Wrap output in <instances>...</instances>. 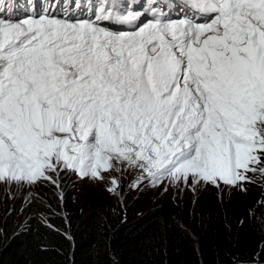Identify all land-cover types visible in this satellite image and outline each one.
I'll use <instances>...</instances> for the list:
<instances>
[{
	"label": "snow or ice",
	"instance_id": "6c2138e0",
	"mask_svg": "<svg viewBox=\"0 0 264 264\" xmlns=\"http://www.w3.org/2000/svg\"><path fill=\"white\" fill-rule=\"evenodd\" d=\"M16 7L0 0V183L62 200L65 175L114 197L125 175L177 197L264 181V0Z\"/></svg>",
	"mask_w": 264,
	"mask_h": 264
},
{
	"label": "trees",
	"instance_id": "16d2710c",
	"mask_svg": "<svg viewBox=\"0 0 264 264\" xmlns=\"http://www.w3.org/2000/svg\"><path fill=\"white\" fill-rule=\"evenodd\" d=\"M74 196L65 191L61 200L49 189L19 213L0 212V264L264 262V218L233 211L225 219L210 207L187 227L164 202L143 208L138 199L100 194L79 205Z\"/></svg>",
	"mask_w": 264,
	"mask_h": 264
},
{
	"label": "rangeland",
	"instance_id": "374dc122",
	"mask_svg": "<svg viewBox=\"0 0 264 264\" xmlns=\"http://www.w3.org/2000/svg\"><path fill=\"white\" fill-rule=\"evenodd\" d=\"M132 180V176H124L119 198L138 199L141 201L143 208L152 203L160 204L164 202L170 204L174 206L182 223L187 225V227H192L191 221L194 215H202L201 212L206 214L210 207H214L218 213L224 214L225 219L230 218L233 211H236L238 215L247 213L264 218V207L261 206V203L264 202V181L249 185L247 192L225 189L223 194H221L213 187L201 190L196 196H193L188 191L182 197H177L171 191L165 194L161 189L150 186L130 188ZM62 185L63 192L69 191V193L75 195L73 200H81L79 205L85 204L86 200L94 195H112L106 190L105 185L93 183L88 179L80 180L74 175H65L62 179ZM49 189L56 190L52 186L43 184L29 193L14 186L9 189L8 186L0 183V212L2 215L13 210L19 213L26 203L30 201V195L32 197L44 196ZM238 264H264V262L254 260Z\"/></svg>",
	"mask_w": 264,
	"mask_h": 264
}]
</instances>
